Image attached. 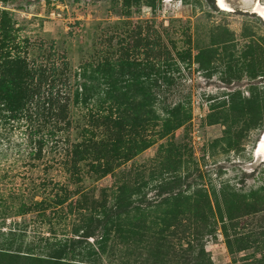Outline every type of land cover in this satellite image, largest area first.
Listing matches in <instances>:
<instances>
[{"label": "rangeland", "instance_id": "rangeland-1", "mask_svg": "<svg viewBox=\"0 0 264 264\" xmlns=\"http://www.w3.org/2000/svg\"><path fill=\"white\" fill-rule=\"evenodd\" d=\"M223 2L230 12L215 0H0V38L52 45L77 74L103 35L147 22L165 53L128 65L113 39L117 95L137 81L189 112L164 123L150 106L134 120L132 105L89 93L53 122L38 161L23 124L0 119V264H264V112L218 104L264 90V21L253 0Z\"/></svg>", "mask_w": 264, "mask_h": 264}, {"label": "trees", "instance_id": "trees-1", "mask_svg": "<svg viewBox=\"0 0 264 264\" xmlns=\"http://www.w3.org/2000/svg\"><path fill=\"white\" fill-rule=\"evenodd\" d=\"M209 3L211 4L212 0H209ZM143 23L134 26L132 30L128 29L127 33H124L125 36L116 32L103 35L101 42L105 44L104 48L92 51V56L79 64L78 74L68 65L65 55L58 54L52 45L40 43L32 48L26 41H15L12 34H3L6 36L0 38V119L3 124H7L6 122L23 124L22 141L27 149L28 158L38 161L44 156L42 147L51 150L50 143L55 140L54 137L56 138L53 122L61 119V116L68 115L69 106L77 105L79 99L80 104H84L83 107L86 108L88 106L86 101L92 98L89 93L95 95L93 98L95 105L110 98L115 100L113 104H121L123 101L122 105H132L130 109L134 111L132 112L134 120H138L140 112L150 106L160 109L164 115L161 118L165 120L164 123L172 122L178 117L183 121L187 120L189 112L185 102L166 100L156 92L148 93L141 82L135 81L131 85L135 95L126 96L121 91L117 95L118 78L115 77L114 70L122 58L120 53L117 55L113 50V39L117 44L120 43L117 49L121 50L125 45L124 57L128 65L135 66L140 60L149 58L151 66H154L158 57L165 53L158 32L149 29V26ZM142 27L151 31V39L146 38L149 34L147 32L142 36ZM9 31L11 30H6ZM144 49L148 51V55L144 53ZM30 50L35 52L32 59H28ZM240 59H243L242 56H237L235 63H244ZM153 72L154 75L157 71ZM84 80L88 82V86L83 83ZM122 88L127 89L126 86ZM227 100L218 103L219 106L226 108V111L241 113L248 107H262L261 110L264 112V90L251 94L250 99L241 98L237 94L230 95ZM152 113L155 114L153 109ZM258 120L259 117H254L248 128L255 129ZM73 152L75 151L72 150L71 155ZM77 155L76 151L75 156ZM2 250L0 248V253Z\"/></svg>", "mask_w": 264, "mask_h": 264}, {"label": "bare ground", "instance_id": "bare-ground-1", "mask_svg": "<svg viewBox=\"0 0 264 264\" xmlns=\"http://www.w3.org/2000/svg\"><path fill=\"white\" fill-rule=\"evenodd\" d=\"M216 1V6L218 7V9H220L221 11H228L230 12L232 9H230V7L226 6L223 2V0H215ZM250 11L252 12V14H257L258 17H262L263 21H264V3L261 4L259 2V0H253L251 6H250ZM254 154L257 157H261L262 159H264V136L259 139L254 147Z\"/></svg>", "mask_w": 264, "mask_h": 264}, {"label": "water", "instance_id": "water-1", "mask_svg": "<svg viewBox=\"0 0 264 264\" xmlns=\"http://www.w3.org/2000/svg\"><path fill=\"white\" fill-rule=\"evenodd\" d=\"M263 2H264V0H263ZM260 18V17H259Z\"/></svg>", "mask_w": 264, "mask_h": 264}]
</instances>
